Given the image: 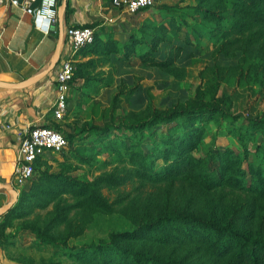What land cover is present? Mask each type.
Instances as JSON below:
<instances>
[{"label":"rangeland","instance_id":"1","mask_svg":"<svg viewBox=\"0 0 264 264\" xmlns=\"http://www.w3.org/2000/svg\"><path fill=\"white\" fill-rule=\"evenodd\" d=\"M195 1L155 0L149 7L127 14L133 19L126 28L94 25V41L80 47L73 56L75 71L67 96V111L62 119L50 117L47 121V125L56 126L67 134V143L58 151H45L33 161L32 175L20 188L24 193L20 197L22 205L17 210L28 213L10 218V225L4 229L7 235L0 238V258L4 264L81 263L63 249L37 243L27 230L29 223L42 222L43 215L51 209V204L37 207L29 203L40 201L37 197H27L33 179L39 180L44 189L59 191L60 204L64 206L77 198L74 192L65 189L68 177L82 180H92L102 174L120 177L117 184H97L101 195L111 202L112 211L86 214L74 209L68 212L69 216L77 218L72 225L83 227L80 233L67 240L71 246L95 243L107 239L111 232L133 229L138 221H152L157 212L169 207H188L202 218L212 216L214 220L228 221L249 238L264 239V219L260 216L264 196L256 195L260 189L257 183L254 189L247 188V181L236 173L238 166L247 167V160L253 169L264 166L261 155L264 136L259 127L248 120L264 114V41L244 45L242 50L229 47L227 54L217 53L213 39L201 32L203 21L198 16L196 21L185 18L187 24L177 22L183 30L186 28L197 35L200 42L197 50L185 56L177 47L163 43L164 39L179 43L171 21L177 13L164 11L160 5H184ZM59 5L60 0L57 11ZM131 41L133 51L124 55L121 53L124 42ZM151 50L154 57L163 56L167 63L162 67L145 64L136 55L144 52L149 56ZM214 99L231 116L203 113L187 119L175 118L166 125H171L168 127L173 134L171 144L183 145L177 133L189 132V126L195 128L193 135L198 140L192 153L201 157L197 170L208 168L215 185L206 189L190 178L146 174L149 150L154 145L158 148L165 145L154 143L152 139L159 141L165 127L156 123L134 130L121 123L139 118L148 106L161 109L174 102ZM151 131L152 136H149ZM244 154L246 159H243ZM157 163L158 168L161 160ZM49 175L53 176L48 179ZM181 228L189 232L163 226L157 231L140 230L137 238L116 241L143 243V249L149 251H158V248L167 251L173 245L179 247L180 253L195 246L193 253L202 252L192 233H197L198 238L209 233L186 223ZM166 233L181 238V243L170 242L163 235Z\"/></svg>","mask_w":264,"mask_h":264},{"label":"trees","instance_id":"2","mask_svg":"<svg viewBox=\"0 0 264 264\" xmlns=\"http://www.w3.org/2000/svg\"><path fill=\"white\" fill-rule=\"evenodd\" d=\"M160 6L164 11L177 13L176 18L172 17L171 21H173L172 28L173 30L175 29L173 34L175 39L179 40V43L174 44L165 39L162 40L160 37L151 38L153 40H162L163 43L177 47L185 56L200 47L197 35L189 32L186 28L183 30L177 24V22L187 24L185 18L196 21L198 16L201 17L203 21L201 22V26L203 25L201 32L213 39L215 43L214 50L217 53L227 54L229 47L242 50L244 45L256 41H264V0H196L194 3L184 5L161 4ZM147 7L149 6L142 9ZM67 13L68 9L65 5L62 17L65 18ZM84 25L92 26V24ZM188 25L191 29H194L193 26ZM194 31L198 30L194 29ZM94 36L95 27L93 25L92 41L81 46V48L91 44L94 41ZM132 46V41L124 42V48L121 53L124 55L131 53L133 51ZM152 52L153 50H151V55L149 56H145L144 52L136 53V55L145 64L162 67L167 63L165 57L159 56L156 58ZM74 71L71 80L74 78ZM143 111L144 113L141 112L139 118L134 121L121 124H124L129 129L130 127L134 128V130L149 128V126L156 123L165 127L164 133L159 136V141L152 139L154 143L161 142L165 145L159 148L154 145L149 150L150 158L147 159L144 172L149 176L160 173L163 176L170 175V177L179 179L190 178L206 189L214 186L215 184L208 168L197 170V166H200L201 157L192 153L198 140L193 135L195 128L189 126V132L181 131V133H177L178 136L182 137L183 145L179 142L176 145L171 144L173 134L168 129L171 125L167 126L166 124L175 118L184 117L187 119L203 113L213 114L219 112L230 116L231 114L223 109L215 99L210 102H174L161 109L148 106ZM248 120H250V124L259 127L261 134L264 136V114H257ZM54 128L58 129L56 126ZM179 128L183 129V127ZM152 133L153 131H151L149 136H152ZM63 135L67 140V134L63 133ZM261 150V155L264 157V148H261ZM142 157L144 158V154ZM246 158L247 155L244 154L243 159ZM158 159L161 160V163L157 168ZM247 162V167L238 166L236 173L247 181L245 183L247 188L254 189V184L257 183L260 189L256 195L264 196V166H260L259 169H253L250 161L247 160ZM52 176L49 175L48 179ZM119 178L110 174H102L92 180L68 177L65 189L74 192L73 195L77 196V198L64 206L60 204L62 198L59 197V191L44 189L39 180L33 179L28 188L29 194L27 197H37L40 201H30L29 203L37 207H45L51 204V209L47 210L43 215L42 222L29 223L27 230L33 234L37 243H49L54 247L63 249L69 255L81 261L79 264H264L263 238H249L244 232L234 228L228 221L214 220L212 216L202 218L190 212L188 207L164 208L163 211L158 210L159 212H157L154 220L138 221L133 229L111 232L107 239H100L95 243L83 244L78 247L68 245L67 240L75 237L83 229L81 225H72V221L77 218L76 216H69L68 212L74 209H79L86 214L94 211H112L111 202H108L101 195L97 184H117L119 183ZM20 188L18 189L17 199L0 215L1 239L7 235L4 233V229L10 225V218L23 216L28 213L22 214L17 211L22 205L20 197L24 193ZM260 216L264 219V204L260 207ZM184 223L196 228H203L209 233L204 238H198L197 233H192L193 238L199 242L196 245L198 248L201 247L202 252L193 253L196 250L195 246L184 253H180L179 247L173 245L167 251H164L165 248H158V251H149V249H143L141 246L143 243L138 244L136 241H130L128 244H120L116 241L137 238V232L140 230L157 231L159 227L163 226L172 227L177 231L189 232L181 228ZM163 235L170 242L181 243V238L176 235H171V233ZM159 238H162V235ZM228 239H230L232 244ZM191 241L194 240L191 239Z\"/></svg>","mask_w":264,"mask_h":264},{"label":"crops","instance_id":"3","mask_svg":"<svg viewBox=\"0 0 264 264\" xmlns=\"http://www.w3.org/2000/svg\"><path fill=\"white\" fill-rule=\"evenodd\" d=\"M66 7V17L57 14L56 23L43 33L32 27L28 14L0 5V206L13 195L9 185L17 191L20 188L10 175L17 158L18 133L32 123L47 124L51 117L57 64L52 60L58 36L60 56L67 25L108 24L117 29L126 28L133 19L119 13L110 0H66Z\"/></svg>","mask_w":264,"mask_h":264},{"label":"built area","instance_id":"4","mask_svg":"<svg viewBox=\"0 0 264 264\" xmlns=\"http://www.w3.org/2000/svg\"><path fill=\"white\" fill-rule=\"evenodd\" d=\"M155 0H110L119 13L127 15L150 6ZM0 5L16 7L31 17L32 27L47 33L57 21L56 0H0ZM110 19V18H109ZM65 50L60 54L53 74L54 97L50 107L53 119H62L67 111V96L72 84L75 52L93 39V26L67 25L64 29ZM17 158L11 171L12 183L21 186L31 176L33 161L47 150L58 151L67 140L49 125L32 123L17 135Z\"/></svg>","mask_w":264,"mask_h":264},{"label":"water","instance_id":"5","mask_svg":"<svg viewBox=\"0 0 264 264\" xmlns=\"http://www.w3.org/2000/svg\"><path fill=\"white\" fill-rule=\"evenodd\" d=\"M65 5H66V0H61L60 5L58 7V11H57L58 16L61 17V15L63 13V10L65 8ZM60 41H61V37L59 35L58 38H57L56 44H55V49H54L52 64H55L57 62V60H58V57H59V48H60ZM9 187H10L13 195H12L11 199L8 202H6V203H4L3 205L0 206V212L3 209L9 207L16 200L17 190L14 189L13 187H11L10 185H9Z\"/></svg>","mask_w":264,"mask_h":264}]
</instances>
